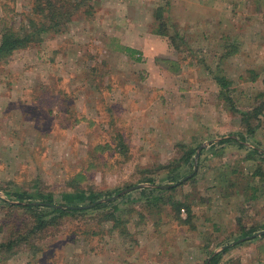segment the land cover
Segmentation results:
<instances>
[{
    "label": "rangeland",
    "instance_id": "rangeland-1",
    "mask_svg": "<svg viewBox=\"0 0 264 264\" xmlns=\"http://www.w3.org/2000/svg\"><path fill=\"white\" fill-rule=\"evenodd\" d=\"M35 1L0 0V36L29 30ZM178 1L90 0L61 32L0 59V264H204L210 252L264 264L261 230L241 236L264 225V0ZM156 9L168 34L150 46L175 63L110 51L108 20L128 15L151 33ZM229 136L242 142H218ZM175 175L164 201L141 199L137 188ZM76 189L116 190L123 222L90 208L35 230L10 206L26 203L22 191L58 204Z\"/></svg>",
    "mask_w": 264,
    "mask_h": 264
},
{
    "label": "trees",
    "instance_id": "trees-1",
    "mask_svg": "<svg viewBox=\"0 0 264 264\" xmlns=\"http://www.w3.org/2000/svg\"><path fill=\"white\" fill-rule=\"evenodd\" d=\"M258 4H260V0H257ZM90 0H36L34 4V8L32 9L33 15H40L39 19L36 20L33 16L29 17L27 20V24L29 25V30L25 29V26H22V33L14 31L13 28L9 27L7 24L4 25L5 28L1 30L0 36V59H7L11 56L16 50L25 48L33 43H40L44 39L45 34L50 33H59L68 22L71 21L72 16L82 9L83 5H89ZM259 7V5H258ZM160 9H156L154 17L158 20V26L155 29L157 34L167 35V29L163 22V16L161 14ZM120 50L126 54L128 57L133 58L136 61H141V54L138 51L121 46ZM162 63L170 64L175 63L166 58H162ZM214 79L219 87V93L221 95L226 96L228 94L227 86L230 84L224 76L215 75ZM229 99V98H228ZM247 117L243 116L242 119ZM224 141H234V142H242L239 139H233L230 136L227 138H221L219 143ZM195 149L190 148L183 154V163H189L192 159V156L195 154ZM257 152V150H254ZM259 154L263 157V153ZM178 167H174L172 172H177L179 170ZM82 175V174H79ZM170 180L167 184L162 187L158 186H148V187H139L137 188L140 191L141 199H145L146 204H149L150 199L154 201H164L165 196L164 193L170 190H174L176 186H172L171 183L178 182L184 176L175 175L169 177ZM140 182H146L154 184V179L149 176H143ZM167 185V186H166ZM157 191V195H152V192ZM116 190L113 192H95V191H85L82 189H76L72 191H66L61 194V201L56 204L53 199V195L51 193H39L37 194V202H30L33 199L32 194H29L27 191H22L19 194H16L17 198L21 201H26V203H18L17 205L10 206H18L20 207L27 216L36 224L35 230L41 228H47L50 226H55L61 224L67 217H81L85 214V211L92 208L96 210H105L103 214V219L112 220L113 227H118L123 221L117 213L118 205L117 199H109ZM118 192V190H117ZM152 195V196H151ZM119 198H122L120 196ZM103 199V200H102ZM82 200L83 204L77 203V201ZM169 201V199L167 198ZM173 205L175 206L176 211L185 205L186 210L188 211V218L191 215L189 207L180 201H174ZM110 208V209H109ZM187 218V219H188ZM179 220H181L179 218ZM182 221V220H181ZM259 230H264V225L262 227H250L248 229L242 228L241 236H247L248 234H254ZM123 232V231H122ZM264 236V234L262 235ZM16 238H18L16 236ZM18 240V239H17ZM12 246L13 240H9L7 246ZM221 253H213L210 252V257L204 261V264H219Z\"/></svg>",
    "mask_w": 264,
    "mask_h": 264
},
{
    "label": "crops",
    "instance_id": "crops-1",
    "mask_svg": "<svg viewBox=\"0 0 264 264\" xmlns=\"http://www.w3.org/2000/svg\"><path fill=\"white\" fill-rule=\"evenodd\" d=\"M180 1H178V3H180ZM183 4H186V1H184ZM108 22L112 23L111 26L112 28L110 27L111 35L109 38L111 40H116L115 46L110 50L112 53L116 55L124 54L120 50L121 46L132 48L138 51L139 54L141 55L144 54L149 55L153 53L155 56L153 57L154 64L157 66H161V65L163 66L161 59L164 57L160 56V54H157L156 48L150 45L153 44L152 41L155 40L156 35L158 36H166V35L157 34L155 30L150 31L151 33L147 32L146 30L141 31L142 29H144L143 27H141V29L138 30L137 28H139L140 26H138V24L136 25L134 19L132 18L130 19L128 15L126 17L124 15L122 19H118L117 21L112 19V20H108ZM116 23L121 24V26L118 27ZM146 43L149 46L146 45ZM144 46L146 47V49H144Z\"/></svg>",
    "mask_w": 264,
    "mask_h": 264
},
{
    "label": "water",
    "instance_id": "water-1",
    "mask_svg": "<svg viewBox=\"0 0 264 264\" xmlns=\"http://www.w3.org/2000/svg\"><path fill=\"white\" fill-rule=\"evenodd\" d=\"M196 154L198 155V151H197ZM113 197H114V196H113ZM113 197H110L109 199H111V198H113ZM102 200H103V199H102ZM259 234H264V230L259 231Z\"/></svg>",
    "mask_w": 264,
    "mask_h": 264
}]
</instances>
